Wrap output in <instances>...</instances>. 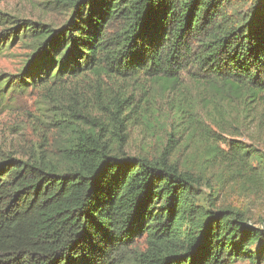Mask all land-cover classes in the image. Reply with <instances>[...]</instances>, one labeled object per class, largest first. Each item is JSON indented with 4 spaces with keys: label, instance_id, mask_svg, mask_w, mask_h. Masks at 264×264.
I'll return each instance as SVG.
<instances>
[{
    "label": "trees",
    "instance_id": "16d2710c",
    "mask_svg": "<svg viewBox=\"0 0 264 264\" xmlns=\"http://www.w3.org/2000/svg\"><path fill=\"white\" fill-rule=\"evenodd\" d=\"M27 1L66 18L0 9V52L30 51L18 73L0 74V109L36 94L18 130L35 140L0 158V264H264V228L180 162L178 134L152 156L125 149L152 106L188 83L264 141V0L245 11L246 0ZM227 143V184L259 192L264 154Z\"/></svg>",
    "mask_w": 264,
    "mask_h": 264
},
{
    "label": "rangeland",
    "instance_id": "374dc122",
    "mask_svg": "<svg viewBox=\"0 0 264 264\" xmlns=\"http://www.w3.org/2000/svg\"><path fill=\"white\" fill-rule=\"evenodd\" d=\"M250 0L240 4L241 10L245 11L250 6ZM0 9L15 16L29 18L33 20H44L60 25L66 16L58 12L43 9L36 2L27 0H0ZM29 49L18 43L11 47H6L0 52V74H16L23 67ZM203 94L207 95L202 100ZM35 91L29 90L25 93H14L9 99L7 106L0 109V158L6 154H24L29 148L30 141L35 140L30 129L24 135L18 134L23 118L28 111L35 110ZM180 107L182 113L177 111ZM149 119L132 131L131 137L125 147L131 154H146L152 156L158 153L167 143L170 133L178 134L179 143L176 157L183 165H192L199 172L203 171L205 178L210 180V184L220 189L219 203L222 205H234L246 211L250 224L264 228V186L259 192L254 193L243 189L240 185H228L227 169L220 167L218 159L219 152L227 151V139L241 140L248 145H252L264 154L263 137L259 140L251 139V135L257 133L239 130L237 125L231 121L227 122V103H218V108L212 104L210 94L203 91L200 93L188 83L180 95H173L167 92L152 106ZM191 120L193 123L191 124ZM201 120V122H198ZM197 125V128H194ZM189 126V127H187ZM254 128V127H253ZM256 138V135H254ZM214 140V150L205 160L210 149L206 148V139ZM254 161V165H255ZM204 193L211 192V186L203 187ZM256 250V245L253 246ZM235 264H251L244 259H238Z\"/></svg>",
    "mask_w": 264,
    "mask_h": 264
}]
</instances>
